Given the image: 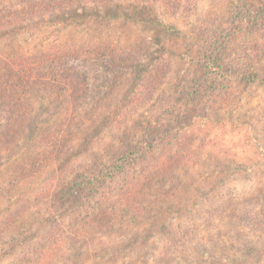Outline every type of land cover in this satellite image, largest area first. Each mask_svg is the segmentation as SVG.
<instances>
[{
    "label": "rangeland",
    "instance_id": "obj_1",
    "mask_svg": "<svg viewBox=\"0 0 264 264\" xmlns=\"http://www.w3.org/2000/svg\"><path fill=\"white\" fill-rule=\"evenodd\" d=\"M23 1L0 0V9ZM74 1L53 7L46 19L55 22L0 28V82L10 59L56 72L26 98L10 143L0 118V216L18 210L17 231L45 241L48 264H64L63 254L66 264H150L178 227L195 238L172 264H264V0ZM75 8L109 14L71 21ZM119 157L127 170L110 178ZM155 164L170 169L154 192L176 191L158 197L167 230L91 234L83 223L95 204ZM70 182L92 187L90 199L62 201ZM50 218L65 228L58 242L43 238ZM0 264L27 263L8 255Z\"/></svg>",
    "mask_w": 264,
    "mask_h": 264
},
{
    "label": "trees",
    "instance_id": "obj_2",
    "mask_svg": "<svg viewBox=\"0 0 264 264\" xmlns=\"http://www.w3.org/2000/svg\"><path fill=\"white\" fill-rule=\"evenodd\" d=\"M61 2H66V0H24L16 6H6L4 9H0V28L17 26L19 27L18 29H21V25L26 20L34 18H40V26L55 22L57 21L56 19H46V15L53 10L54 6H59ZM73 3L74 5H80L78 0ZM78 7L83 6L80 5ZM106 12V14L99 13L95 15L90 12L81 13L78 8H75L73 15L69 19L73 21L88 20L91 17L106 18L109 11ZM18 29L14 30V32ZM41 61L42 59L32 61L33 67L36 68V65L38 63L40 64ZM9 64L8 74L0 82V99L6 107L5 112L2 113L0 118L2 121L8 122L9 125L8 128L7 123L4 124L1 139L10 143V138L7 135H18L17 133H21V128L24 126L23 122L26 118L24 109L26 98L31 94L35 95L41 91V86L43 85L41 84V80L44 76L48 78L47 74L54 75L56 72H52L50 68H47L41 74L35 73L34 69L30 66L31 62L25 63L18 59H10ZM67 74L68 72H66L65 68H58L57 75L56 77L54 76L56 83L66 85V82L71 81L70 78L66 77ZM49 79L53 80L52 77ZM45 86V88L49 89L54 88V85L51 83H47ZM45 88L42 87V89L46 90ZM127 159V157L117 158L118 163L110 168L112 169L111 175H109L110 178L116 179L118 174L127 170V167H125ZM169 169L167 166L162 167V164H155L154 170L149 174H139L136 175L137 177L131 176L132 178L130 179L132 181H127L123 185L119 184L116 190L117 193L113 195L114 197L110 199V202L106 206L101 205L100 202L95 204L94 213H91L90 218H87L83 225H86L91 234L97 236L98 234L100 236L111 235L118 231L122 233V229L133 230V228L140 226L147 228L155 224L163 227V231L167 230V226L165 225L168 222H158L155 215V212L163 213L166 209V207L163 208L161 206L158 197L167 202L176 194V191L173 186L170 190L166 187L163 189L160 188L162 192H154V189L163 184L164 181L161 178L164 177V174L166 175L168 173ZM70 183L65 184L64 189L62 188L63 192L60 195L62 201L73 205L75 202L83 203L86 198L90 199V194L92 193L90 190H92V187L84 186L76 189L75 183ZM85 184H88V182L85 181ZM66 190L67 192H65ZM161 193L162 197L160 196ZM154 197H157V200L154 201ZM19 213L18 210H8L0 216V260L10 255L27 264H33L35 262L38 264L46 262L48 264L47 261L49 259L48 257L45 258L48 254L45 241H36L34 238L36 235L32 234L36 232L30 231L31 234L25 235L22 231H17V223L21 215ZM259 219L263 218L259 217ZM247 220H250V215L247 216ZM44 226L42 232L44 239L51 240L54 237V240L58 242L59 238H63L60 234H65V228L60 221H55L50 218L45 220ZM14 228L15 230H13ZM177 230V237H171L166 246L163 247L161 253L150 264H172V258L180 250V246L185 243L187 244L186 239L190 234H193V232L187 233V227H178ZM75 232L80 231H73V233ZM8 234L11 238L5 242ZM193 238L195 237L192 235L191 239ZM180 239H183V241H180ZM84 243H89L88 238L84 240ZM2 245L7 246L4 248ZM62 259H64V264H66L70 260V256L63 254Z\"/></svg>",
    "mask_w": 264,
    "mask_h": 264
}]
</instances>
